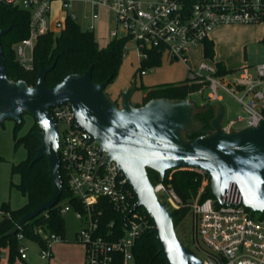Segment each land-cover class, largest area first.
<instances>
[{
	"label": "built area",
	"instance_id": "1",
	"mask_svg": "<svg viewBox=\"0 0 264 264\" xmlns=\"http://www.w3.org/2000/svg\"><path fill=\"white\" fill-rule=\"evenodd\" d=\"M0 3L25 10L29 14L28 35L14 45L16 58L25 67H32L33 47L39 36L59 34L67 20L83 30L94 32L99 10L112 13L109 41L124 40L121 53L131 45L136 52L138 69L151 56L166 53L170 58L188 62L187 49L209 38L219 25H246L264 22V0H0ZM84 4L90 11L82 15L75 7ZM26 63H29L26 65ZM189 71L187 84L199 83L201 92L207 88L208 102L221 100L218 89L232 95L242 106L244 114L222 122L224 131L257 126L264 119V43L262 60L253 67L219 73L217 63L201 61ZM193 93V92H192ZM189 93L188 97L192 94ZM58 126L59 176L66 181L74 204L64 203L61 214L72 211L80 221L75 240L84 246V264H127L133 258L138 237L154 228L149 216L138 213L135 191L118 162L108 159V152L76 125L74 110L69 103L49 108ZM241 127V128H242ZM206 176V172L197 169ZM153 191L164 198L167 208L179 209L182 200L172 187L162 181L153 184ZM202 191V187L199 193ZM199 193L190 203L195 236H200L204 264H264V218L254 217L249 208L240 204L241 195L233 182L219 200L199 201ZM115 216L103 220L108 212ZM18 239H23L19 233ZM45 244L39 255L49 260L52 243L61 240L55 233L44 236ZM27 247L20 245L18 252L27 260ZM34 264V263H27Z\"/></svg>",
	"mask_w": 264,
	"mask_h": 264
},
{
	"label": "water",
	"instance_id": "2",
	"mask_svg": "<svg viewBox=\"0 0 264 264\" xmlns=\"http://www.w3.org/2000/svg\"><path fill=\"white\" fill-rule=\"evenodd\" d=\"M11 26L0 29V37ZM53 67L40 65L34 85L7 78L0 45V122H21L22 114L33 116L38 129L32 133L39 139L31 163L45 157L53 181L52 195L34 210L24 213L9 230L14 234L23 224L59 200L65 191L59 176L58 126L49 108L69 103L76 125L83 129L118 162L133 187L137 202L151 217L159 252L166 264H204L189 247L177 240L174 211L169 210L153 191L147 168L156 170L160 179L166 170L195 168L209 176L211 194L219 200L233 182L241 195L240 204L252 211H264V119L257 126L224 131V106L197 107L189 98H154L143 105L132 106L134 86L121 93V104L109 98L104 89L108 79L94 83L92 66L83 73L69 74L53 87L45 83V75ZM213 110L210 128L205 134L188 139L186 133L198 131L202 124L194 115Z\"/></svg>",
	"mask_w": 264,
	"mask_h": 264
},
{
	"label": "trees",
	"instance_id": "3",
	"mask_svg": "<svg viewBox=\"0 0 264 264\" xmlns=\"http://www.w3.org/2000/svg\"><path fill=\"white\" fill-rule=\"evenodd\" d=\"M29 14L27 11L17 7L0 3V29L11 26L10 30L0 37V45L4 57L5 73L10 80H23L28 85H34L40 65L50 66L52 69L45 75V83L49 87L55 86L69 74L83 73L92 66L91 79L94 83H101L108 79L111 82L118 73L121 63V53L125 44L122 39L110 40L104 47H99L94 37V32L83 30L73 20H67L65 28L56 36L44 34L38 37L33 47L32 67H25L16 58L14 45L28 35ZM264 37L262 38V41ZM203 54L207 58L214 56V44L210 39H204ZM219 73H225L227 69L221 62H216ZM160 57L152 55L151 60L145 66H158ZM199 83H169L161 84L146 89L141 103L145 104L154 98L183 99L189 93L200 89ZM213 117V110L207 108L204 112L195 114L194 119L202 124L198 131L190 130L186 133L188 139L203 135L210 128V119ZM20 123L15 121L14 143L22 144L27 151L25 159L17 164H12L11 173L19 175V182L15 186L26 196V202L19 208H11L9 203L4 202L0 206L2 217L0 218V256L3 249H7L10 261L20 257L19 239L21 233L24 238L37 242L40 246L45 244L44 236L55 233L63 239L64 215L60 210L61 201L74 204L75 199L67 188L66 181L62 175V185L65 191L61 193L56 204L49 209L26 221L14 234H8V230L16 224L17 220L26 212L34 210L40 203L49 199L52 195L54 184L48 173V162L42 157L31 163L35 156V150L40 145L39 139L32 133L38 129L35 121L28 131L17 136L15 131ZM2 157L0 156V161ZM148 178L152 184L163 182L170 186L182 200L179 209H172L173 225L177 226L190 211V203L198 195L203 174L195 168L169 169L165 171L161 180L159 173L147 168ZM206 177L208 174L206 173ZM209 183L199 193V201L213 198ZM140 209L144 210L143 207ZM115 215L110 211L104 216V221ZM259 218H263L262 215ZM149 229L142 233L135 242L133 258L136 264H166L162 254L158 250L155 234Z\"/></svg>",
	"mask_w": 264,
	"mask_h": 264
},
{
	"label": "rangeland",
	"instance_id": "4",
	"mask_svg": "<svg viewBox=\"0 0 264 264\" xmlns=\"http://www.w3.org/2000/svg\"><path fill=\"white\" fill-rule=\"evenodd\" d=\"M89 6L81 4L75 7V12L80 15L88 13ZM113 16L107 9L99 10V18L95 21L94 37L99 47H104L109 41V30L112 26ZM81 28H84L85 22H80ZM58 35V34H57ZM56 36V35H54ZM264 37V23L246 24V25H219L215 27L209 34V39L214 44L213 58H207L203 54V44L192 45L188 47V62L183 63L170 58L166 53L162 54L161 61L158 66L151 68L146 67V73L141 74L138 69V59L136 52L131 45L126 48V56L121 59L120 67L115 78L109 82L104 91L111 100H116L121 103V93L134 86L130 104L135 106L136 103H141L142 97L146 89L169 83H187L189 81V71L187 67L196 69L201 61H220L223 65L237 70L243 66L255 63L261 58L263 51L262 38ZM256 40L257 42L253 41ZM252 42L247 47L248 42ZM247 52V54H246ZM248 57V58H247ZM29 63H26L28 65ZM251 67V66H249ZM218 93L221 96L220 102L225 106V122L242 116L244 114L241 104L225 90L219 88ZM207 88H203L201 92H193L189 97L194 101L197 107L208 106L209 102L206 98ZM214 103V102H213ZM195 116V115H194ZM22 120L17 130V136L24 135L29 127L34 123V118L28 113L21 116ZM14 125L13 119H4L0 122V206L2 203H9L11 208H19L26 202V196L15 186L19 182V175L11 173L12 164H17L27 156V151L22 144L15 145L14 143ZM243 123H237L234 127L240 128ZM209 183V176H203L201 187ZM200 187V188H201ZM158 198L164 201L161 194ZM64 200L61 201L63 205ZM172 210V209H170ZM254 217L260 215L264 218V211H249ZM141 215H146L147 211L140 209ZM2 212L0 211V218ZM63 220V239L52 243V255L49 260H44L40 257L39 251L41 246L27 238L19 241V245L26 246L27 263L34 264H84V246L82 243L75 240V233L80 227V221L75 218L72 211L64 214ZM175 236L183 245L191 248L200 257H203L202 252L195 244L203 247V242L200 236H195L193 226V213L190 211L174 227ZM0 264H25L20 257H16L10 261L7 249H3L0 256ZM127 264H136L135 258L129 259Z\"/></svg>",
	"mask_w": 264,
	"mask_h": 264
},
{
	"label": "crops",
	"instance_id": "5",
	"mask_svg": "<svg viewBox=\"0 0 264 264\" xmlns=\"http://www.w3.org/2000/svg\"><path fill=\"white\" fill-rule=\"evenodd\" d=\"M264 23V22H263ZM209 39V38H208ZM211 40V39H210ZM254 42H257L256 40H254L253 41V43ZM252 42H248L247 43V45H246V47L249 45V44H251ZM254 45H258V44H255L254 43ZM215 51V50H214ZM246 54H247V52H246ZM248 58V57H247ZM262 60V54H261V58L260 59H257L256 61H254L255 63H252V64H250V65H247V66H251V67H253V66H255L257 63H259L260 61ZM215 62H220V61H215ZM225 66V65H224ZM227 69H231V68H229V67H227V66H225ZM232 70H234V69H232ZM209 105H211V106H214L215 104H222L221 102H220V100L219 101H217V102H209L208 103ZM223 105V104H222ZM224 106V105H223ZM224 110H225V106H224ZM225 114H226V110H225ZM225 114H224V119H223V122L225 121ZM241 128V127H240ZM240 128H238V129H240ZM25 264H26V260H22Z\"/></svg>",
	"mask_w": 264,
	"mask_h": 264
},
{
	"label": "flooded vegetation",
	"instance_id": "6",
	"mask_svg": "<svg viewBox=\"0 0 264 264\" xmlns=\"http://www.w3.org/2000/svg\"><path fill=\"white\" fill-rule=\"evenodd\" d=\"M113 101H114V100H113ZM114 102L117 104V106H120V104H121V103H120V104H118L116 100H115Z\"/></svg>",
	"mask_w": 264,
	"mask_h": 264
}]
</instances>
